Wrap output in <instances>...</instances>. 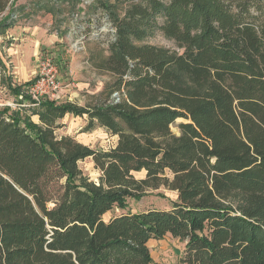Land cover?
<instances>
[{
  "label": "trees",
  "instance_id": "1",
  "mask_svg": "<svg viewBox=\"0 0 264 264\" xmlns=\"http://www.w3.org/2000/svg\"><path fill=\"white\" fill-rule=\"evenodd\" d=\"M16 1L0 0V31ZM56 1L37 6L57 15ZM72 14L86 39L109 24L97 65L112 79L85 104L0 106V264H152L149 241L169 234L183 264H264V0H90ZM157 31L174 47L148 42ZM67 115L117 144L58 136ZM91 157L97 179L79 165ZM162 186L178 193L168 209L104 219Z\"/></svg>",
  "mask_w": 264,
  "mask_h": 264
},
{
  "label": "rangeland",
  "instance_id": "2",
  "mask_svg": "<svg viewBox=\"0 0 264 264\" xmlns=\"http://www.w3.org/2000/svg\"><path fill=\"white\" fill-rule=\"evenodd\" d=\"M42 2L47 3L45 5L50 6L51 4H48V0H41ZM56 5L60 8V13L57 15V17H54L52 13H49L48 10H43L42 12L44 14H48L49 19L48 21L52 20V25L50 26V32H59L61 35H66L67 38H70L68 32V25L72 23V21H75L73 12L79 11V7H85L86 4L82 2L79 4L76 8H67L66 3H64L61 0H57ZM37 20H41L39 18H36V16H32L30 20L31 23L37 22ZM46 21V20H45ZM27 23V21H25ZM41 22V21H40ZM43 22V21H42ZM44 23H47L44 22ZM81 30V29H80ZM80 30H76L77 34L80 32ZM12 40V39H11ZM13 41V40H12ZM148 42H151L158 46H168V47H174V42L170 39H168L163 33L160 31H157L156 34L150 38H148ZM87 43V42H86ZM70 45V44H69ZM68 45V46H69ZM67 46V49H68ZM54 50V49H53ZM52 49H43L40 54V56L44 52L53 51ZM82 51V50H81ZM68 55V53L66 52ZM101 51L98 50L97 52V64L100 63L103 59H99V56H101ZM65 55V59L68 57ZM38 58V59H39ZM57 57V63L61 67V76L60 80L63 83V95L59 100H71L76 101L80 104H85L86 102H89L91 99V94H96L102 91L107 83L111 81V75L107 70H103L99 68V65L95 64V61H91V59H82L79 58V65L76 67L73 66V71H69L66 69L65 64L58 59ZM62 58V57H61ZM78 59V58H77ZM66 61V60H65ZM82 61V64H81ZM38 60L35 64H37ZM81 65L83 68H81ZM87 69H85V68ZM87 71V73H86ZM81 75L82 77H79L78 75ZM5 82H1L0 80V106H11L12 108L21 106L17 102L18 99H22L25 95H30L32 97V94L29 91V86L24 85L21 88L19 96H15L12 94L13 87L19 86L15 81H12L11 75H8ZM79 77V78H78ZM35 78V73L34 77ZM32 78V79H33ZM31 79V80H32ZM58 100V101H59ZM16 104V105H15ZM33 120H38L37 116H33ZM184 121V119H178L176 120L175 124L171 125V129L175 133H179L178 124ZM62 122L64 123L63 127H61L57 131V135L60 136L62 134H70L79 141H82L83 143L92 146L95 149L98 150H104L114 147L117 144V137L110 135L106 130L103 128L97 127L90 132H82V127H85L87 120L86 118H82L79 116H72L67 115L65 118L62 119ZM79 165L81 169L85 172L86 175L89 177H92L93 179H97V177L100 174V171H98L95 168L93 158H87L85 160H81L79 162ZM136 176L138 178H142L145 176L144 171H140L136 173ZM178 196L177 191L167 189L166 187L162 186L157 189H152L147 192L146 195L141 197L138 200L129 199V205L127 208H124L123 210L117 207H114L113 209L109 210L105 215L104 219L108 221L110 218L114 217L115 215L123 214V212H138V211H144L149 210L153 208H165L168 209L171 205V201L176 199ZM148 246H150L151 249V256H152V264H183L180 260V257L184 254L185 249V242L180 241L178 238L173 237L171 234L167 235L163 239H151L148 243ZM186 264V263H185Z\"/></svg>",
  "mask_w": 264,
  "mask_h": 264
},
{
  "label": "crops",
  "instance_id": "3",
  "mask_svg": "<svg viewBox=\"0 0 264 264\" xmlns=\"http://www.w3.org/2000/svg\"><path fill=\"white\" fill-rule=\"evenodd\" d=\"M39 3L40 0H17L14 5L18 11L17 20L10 29L0 31V56L3 61V63H0V80L2 73H4L7 77L11 75L12 81L18 84L27 83L34 77V73L37 69V64L35 63L39 58L40 52L46 48L57 51L58 59L60 62L62 61L66 69L71 72L73 71L74 65L76 67L79 65V58L86 59V62L89 58L97 64L98 50L102 53L99 59L109 54L106 43L94 37L87 39V43L82 51L74 52L70 50L71 44L82 36L80 32L78 34L76 32L78 25H76L75 21H72V23L67 26L70 38H67L66 35H61L58 31L50 32L49 28L52 25V20H47L49 19L48 14L42 12L46 8H38L37 5H39ZM49 13L52 12L49 11ZM57 15L53 14L54 17H57ZM32 16H36V18L41 20L31 23L28 20H30ZM45 20L47 23H44L46 22ZM25 21H27V23ZM65 55L68 56L66 59ZM81 68H83L82 65ZM78 76L82 77L80 74Z\"/></svg>",
  "mask_w": 264,
  "mask_h": 264
},
{
  "label": "built area",
  "instance_id": "4",
  "mask_svg": "<svg viewBox=\"0 0 264 264\" xmlns=\"http://www.w3.org/2000/svg\"><path fill=\"white\" fill-rule=\"evenodd\" d=\"M90 0H85L84 3H89ZM4 14V13H3ZM0 14V18L3 16ZM109 24L103 25L101 31L109 30ZM101 31L94 33L95 38L101 36ZM87 39L84 36L76 39L70 46V50L74 52L81 51L86 45ZM58 52L53 50L44 52L37 62L35 71V79L29 86V91L33 99L39 101L44 97L59 100L63 95V83L60 80L61 67L57 63ZM117 100L120 99L118 93L113 94ZM16 105V104H15Z\"/></svg>",
  "mask_w": 264,
  "mask_h": 264
}]
</instances>
